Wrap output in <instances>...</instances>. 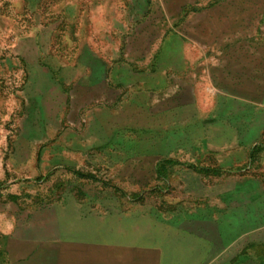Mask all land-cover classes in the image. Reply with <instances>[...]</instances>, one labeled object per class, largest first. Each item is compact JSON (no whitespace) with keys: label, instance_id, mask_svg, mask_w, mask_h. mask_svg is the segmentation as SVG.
Instances as JSON below:
<instances>
[{"label":"rangeland","instance_id":"rangeland-1","mask_svg":"<svg viewBox=\"0 0 264 264\" xmlns=\"http://www.w3.org/2000/svg\"><path fill=\"white\" fill-rule=\"evenodd\" d=\"M257 145L264 0H0V264H264Z\"/></svg>","mask_w":264,"mask_h":264},{"label":"crops","instance_id":"crops-1","mask_svg":"<svg viewBox=\"0 0 264 264\" xmlns=\"http://www.w3.org/2000/svg\"><path fill=\"white\" fill-rule=\"evenodd\" d=\"M111 246L113 245H107V243L98 245H95V243H89L82 246L87 249L84 250V254L74 257L67 254L66 260L72 263L81 262L84 264H107L108 262L116 264L117 261L118 264H122V261L124 260L123 253L122 255L116 254V250L112 251ZM66 248L69 250L71 245L66 246ZM74 248H77V246H74ZM135 258L137 259V256H135Z\"/></svg>","mask_w":264,"mask_h":264},{"label":"trees","instance_id":"trees-1","mask_svg":"<svg viewBox=\"0 0 264 264\" xmlns=\"http://www.w3.org/2000/svg\"><path fill=\"white\" fill-rule=\"evenodd\" d=\"M264 150V148H262L261 146H254L253 148H252V155H251V158H253L254 156H255V154H257V153H259V152H261V151H263ZM167 164H169V161L168 162H166L164 165H167ZM215 172H217V171H215ZM209 174V173H208Z\"/></svg>","mask_w":264,"mask_h":264}]
</instances>
